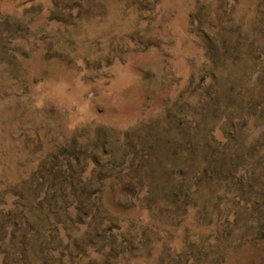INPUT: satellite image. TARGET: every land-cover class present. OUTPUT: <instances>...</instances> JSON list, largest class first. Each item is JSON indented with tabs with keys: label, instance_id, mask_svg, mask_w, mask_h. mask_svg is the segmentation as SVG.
<instances>
[{
	"label": "rangeland",
	"instance_id": "rangeland-1",
	"mask_svg": "<svg viewBox=\"0 0 264 264\" xmlns=\"http://www.w3.org/2000/svg\"><path fill=\"white\" fill-rule=\"evenodd\" d=\"M0 264H264V0H0Z\"/></svg>",
	"mask_w": 264,
	"mask_h": 264
}]
</instances>
